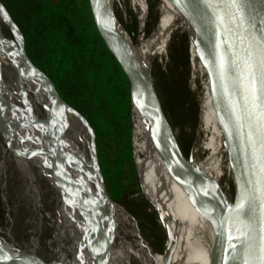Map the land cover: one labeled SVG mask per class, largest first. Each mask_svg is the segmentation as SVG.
<instances>
[{"label": "rangeland", "instance_id": "obj_1", "mask_svg": "<svg viewBox=\"0 0 264 264\" xmlns=\"http://www.w3.org/2000/svg\"><path fill=\"white\" fill-rule=\"evenodd\" d=\"M83 1L0 0V3L20 30L33 64L51 80L62 100L90 127L96 164L104 191L112 202L120 205L131 216L143 239L139 240L137 235L135 236L126 212L119 208L113 212L107 207L106 210L117 224L114 236L107 243L109 258L113 261V257L121 250L120 239H122L131 248L135 264H172L168 241L156 222L155 214L147 208L138 193L130 156L128 117L121 99L100 63L97 50L89 35L84 19ZM110 2L116 20L118 19L121 27L132 34L133 42L137 43L139 52L142 47L140 44L148 45L154 29L159 24L165 0H111ZM166 2L168 3L167 19L157 42L158 46L161 40V49L156 50V46L144 68L148 70L149 65L153 64L150 76L154 90L176 138L180 137L182 141V153L188 158L192 141H195L196 147L197 139L195 128L199 119L203 80V64L200 60L202 59L201 42L195 26L185 13L169 0ZM150 5L156 12V18L152 20L155 23L153 28L146 35V17ZM184 32L187 33L188 43ZM156 74L160 77L157 81ZM0 83L4 85L5 90L12 87L11 100L15 105L25 112L32 113L43 124L40 113L26 103L11 80L7 62L2 58V51L0 52ZM143 115L146 117L145 114ZM66 121V128L83 153L86 166L89 163L94 173L90 131L74 116L68 117ZM63 136L68 144L64 152L78 165L77 168L76 165L73 167L79 173L85 172V165L68 131L63 130ZM141 140V145L137 148L133 136V158L139 166L145 193L147 198L150 197L163 212L167 213L170 198L168 171L160 160L159 146L156 142L146 137H142ZM3 152L7 155H1ZM18 154V144L0 135V230L2 228L5 230V235L0 240L1 244H6L8 250L3 247L1 249L7 256H10L9 251H17L18 247L15 245L25 238L29 210L33 204L31 200L28 202V193L23 200L17 189L16 178H24L19 176L20 173L15 172L8 155ZM38 179L40 181H34L32 185L43 189V180ZM222 183L229 192L232 191L227 175L222 177ZM186 196L188 207L192 206L195 211L192 224L198 231L208 232L201 206L199 207L195 199L190 198L192 195L186 194ZM69 198L85 212L96 210L81 205L72 197ZM188 215L190 217L191 213L188 212ZM89 218L88 222H85L84 218L81 219L79 227L87 230L89 235L105 248L108 229L104 226L103 219L96 215ZM159 221L164 226L160 218ZM29 228L30 230L27 231L31 242L29 255L37 254L64 264L48 240L42 246L35 244L34 237L39 232L38 226ZM191 243L194 248H198L196 241L191 240Z\"/></svg>", "mask_w": 264, "mask_h": 264}, {"label": "water", "instance_id": "obj_2", "mask_svg": "<svg viewBox=\"0 0 264 264\" xmlns=\"http://www.w3.org/2000/svg\"><path fill=\"white\" fill-rule=\"evenodd\" d=\"M169 1L185 13L201 42L212 54L211 60H200L204 65L208 91L222 119L221 143L232 191L226 187L224 192L218 193L198 179L162 110L151 76L144 82L128 69L113 26V22L117 23L115 14L106 0H84V19L89 35L128 117L130 156L138 193L155 214L164 238L170 242L171 232L159 221L136 171L132 153L131 103L138 109H148L150 117L143 120L152 140L159 146L162 164L180 181L181 189L191 194L205 212L220 241L221 253L227 264H264V65L254 50L237 1ZM0 17L3 19L0 27L2 58L7 62L8 72L20 95L42 116L43 135L47 134L50 140L47 157L53 161L51 179L49 182L42 179L43 189L31 186L28 199L33 204L29 210L27 231L29 227L37 226L39 218L43 224L41 227L38 225L39 232L34 238L35 244L42 246L50 237L48 217L44 215L57 207L52 185L58 188L63 201L77 187L78 180L71 168L78 165L64 152L68 146L63 136L64 125L71 116L88 125L62 100L51 80L33 64L20 30L1 3ZM184 33L188 43L187 33ZM168 252L171 257L173 251L168 248ZM0 264L59 263L37 254L15 253L11 258H0Z\"/></svg>", "mask_w": 264, "mask_h": 264}, {"label": "bare ground", "instance_id": "obj_3", "mask_svg": "<svg viewBox=\"0 0 264 264\" xmlns=\"http://www.w3.org/2000/svg\"><path fill=\"white\" fill-rule=\"evenodd\" d=\"M110 1L111 0H106V4L112 10V4ZM166 1L168 0H165V3L163 4L159 24L154 29L148 45L143 46L140 44L142 47L139 52L137 49V43L131 41L127 33L124 32L121 27L120 22L116 20V18L115 20L117 23L113 22L116 36L123 48L128 69L133 75L144 82L149 79L153 65L151 63L148 70H145L144 64L150 61L152 53L156 49L161 30L167 19L168 3ZM235 1H237L238 10L244 19L246 31L250 34L254 43V50L264 65V0ZM168 20L169 24H171L169 14ZM1 26H3V19L0 17V27ZM201 52L203 60L207 61L208 59H212L211 52L202 42ZM9 76L15 84L10 73ZM12 93V87H10L9 90H5L4 85L0 83V135L18 144L19 154L8 156L11 158V163L15 168V172L20 173L21 175L19 176L24 178H16L17 189L20 191L22 199L24 200L26 194H30L29 188L32 183L34 181L37 182L39 180L38 178H42L47 182L50 181L53 171V161L47 157L49 156L50 140L47 134L43 135L44 132L41 128L42 123L32 113L25 112L21 110L19 106L15 105L13 100H11ZM143 114H145L147 118L150 117L146 107L138 109L134 103L131 104L132 153H134L133 136L137 148L141 145L142 140L140 128ZM198 117L196 147L195 141L193 140L188 161L190 162L194 173L202 183L211 186L218 193H222L226 188L222 183V177L227 175L230 179V172L221 143L223 132L222 119L220 112L208 91L204 74V65ZM66 126L67 121L64 125V131H68L73 139L79 151L81 160L85 165V172H77L72 165V168L74 169L73 171L71 168L72 174L78 181L76 191L69 194L66 201H63L60 197L58 188L56 189L51 184L57 207L52 213L44 215L45 217H48L47 229L50 234L48 241L64 264H135L132 258L133 252L131 248L122 239H120L122 242L121 250L113 257V261L108 256L109 249L107 243H109V239L111 240L114 236L117 224L106 208L110 207L113 212L116 208L122 209L124 212L126 211L120 205L112 202L104 191L96 164L91 129L89 126V128L87 127L90 131L91 146L94 154V173L90 168L89 163L88 166H86L83 153ZM137 150V152L140 153V150ZM1 155L5 156L7 154L3 152ZM134 163L140 184L145 193V185L140 174L139 166L135 160ZM141 166L142 164H140V167ZM168 177L170 198L167 213L163 212L150 197L148 198L164 226L171 232V241L168 242V244L171 251H173L171 256L172 264H227L221 253L220 241L203 209L201 208V212L207 223L208 229V232L206 233L198 231L192 224V218L194 217L195 211L192 206L188 207L186 196V194L189 196H191V194L182 190L180 181L169 172ZM69 197H72L87 208H96V210L90 213L85 212ZM190 198L192 200L194 199L193 197ZM194 201L196 202V200ZM188 212L191 213L190 217ZM125 214L126 217L131 220L135 236L137 235L139 240H143L137 231V227L133 224L131 216L127 212ZM95 215L100 216L103 219L104 226L108 229V241L106 242V245L104 244L105 248L91 237L87 230L79 227L81 219L84 218L85 222H88L90 220L89 217H95ZM188 218L190 220H188ZM42 224L43 222L38 218L36 225H40L41 227ZM4 232L5 230L2 228L0 230V239L5 235ZM27 235L28 232H25L24 237ZM191 240L196 241V245L198 246L197 249L194 248ZM30 245L31 242L28 235L27 239H22L21 242L15 245L18 247L17 251H9L10 256H7L1 249V247L7 249L6 244H1L0 240V258H11V255L15 253L29 255V249L31 251Z\"/></svg>", "mask_w": 264, "mask_h": 264}, {"label": "trees", "instance_id": "obj_4", "mask_svg": "<svg viewBox=\"0 0 264 264\" xmlns=\"http://www.w3.org/2000/svg\"><path fill=\"white\" fill-rule=\"evenodd\" d=\"M149 1V0H148ZM146 27H145V34L147 35L151 29L153 28L154 24L153 23L155 18H156V12L154 11L153 9V6H149V10H148V14H147V17H146ZM118 20V19H117ZM124 29V28H123ZM125 30V29H124ZM125 32L127 33V35L129 36V38L131 39V41H133V37H132V34L130 32H128L127 30H125ZM135 43V42H134ZM147 43V42H146ZM161 49V40L159 41L158 43V46H157V49ZM155 78H156V81L159 80V75H155ZM132 104V103H131ZM133 108V107H132ZM144 115H143V119H144ZM142 119V123H141V128H140V134H141V138L142 137H146L148 140L152 141V137H151V134L149 132V128L146 124V122ZM80 141H81V137H79ZM177 141H178V144H179V147L181 149V151L183 152V148H182V141L180 139V137L177 138ZM131 213V212H130ZM132 214V213H131ZM133 217H135L133 214H132Z\"/></svg>", "mask_w": 264, "mask_h": 264}, {"label": "flooded vegetation", "instance_id": "obj_5", "mask_svg": "<svg viewBox=\"0 0 264 264\" xmlns=\"http://www.w3.org/2000/svg\"><path fill=\"white\" fill-rule=\"evenodd\" d=\"M195 130H196V128H195ZM195 133V132H194ZM193 142V141H192Z\"/></svg>", "mask_w": 264, "mask_h": 264}]
</instances>
